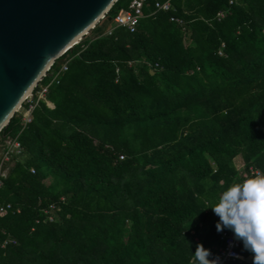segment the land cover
<instances>
[{"label": "trees", "instance_id": "obj_1", "mask_svg": "<svg viewBox=\"0 0 264 264\" xmlns=\"http://www.w3.org/2000/svg\"><path fill=\"white\" fill-rule=\"evenodd\" d=\"M132 1L55 60L30 123L0 131L23 150L1 167L19 214L0 213V264H193L197 243L223 245L207 207L264 172V0H146L134 32L106 35Z\"/></svg>", "mask_w": 264, "mask_h": 264}, {"label": "water", "instance_id": "obj_2", "mask_svg": "<svg viewBox=\"0 0 264 264\" xmlns=\"http://www.w3.org/2000/svg\"><path fill=\"white\" fill-rule=\"evenodd\" d=\"M117 0H0V131Z\"/></svg>", "mask_w": 264, "mask_h": 264}, {"label": "clouds", "instance_id": "obj_3", "mask_svg": "<svg viewBox=\"0 0 264 264\" xmlns=\"http://www.w3.org/2000/svg\"><path fill=\"white\" fill-rule=\"evenodd\" d=\"M207 208L218 217L217 232L231 231L233 238L251 254L252 264H264V172L231 183ZM233 246L229 244L230 248ZM193 254V264H223L219 255L201 243H197ZM227 255L241 258L235 252Z\"/></svg>", "mask_w": 264, "mask_h": 264}, {"label": "built area", "instance_id": "obj_4", "mask_svg": "<svg viewBox=\"0 0 264 264\" xmlns=\"http://www.w3.org/2000/svg\"><path fill=\"white\" fill-rule=\"evenodd\" d=\"M145 1L146 0H133L130 3L128 9L120 10L113 20L114 27L108 29L105 32V34L110 35L115 28H124L131 33L134 32L136 26L138 25L139 20L144 17L142 9L145 4ZM233 1L235 0H230V4H232ZM154 8H155V12H164V13L175 12V9L172 6L170 0H166V1L154 0ZM223 17H224L223 12H219L216 15L217 20H220ZM169 20L171 22L176 23L178 26L182 27L183 29L184 22L181 18L170 16ZM50 69L47 71V74L44 77L49 76L51 79L50 83L52 82L58 83V77L62 72L66 71L67 66L66 64H63L58 71H54L51 73L49 72ZM47 87L48 84L40 85L39 82L38 85L31 92V94L24 100L21 106L17 109L15 114H17V116L20 118L23 126L31 122L32 112L36 107V105L38 104L39 100L45 101V94L47 92ZM47 105L49 106V103H47ZM0 147H1L0 178H5L6 170L4 168L1 169V167L19 158L22 155L23 150L20 143L16 139H11L10 137L4 138V140L0 142ZM254 173L257 174V172ZM0 186H1V181H0ZM52 209L55 208L53 206H50V210ZM9 211L12 214H19V209L13 210V207L9 203H0V213L9 212ZM43 212L46 215L48 221L52 222L53 217L52 215H50L49 211L44 210ZM215 232L219 235V238L223 242V245L219 248H214V252L212 253L214 255H219L223 260V264H231L234 261L240 260L241 258L234 259L228 256L227 253L235 252L240 256L239 250L241 248L242 243L236 241L233 238V233L231 231L223 230L222 232H217L216 230ZM9 243L15 244V241L7 239L2 243V247H5ZM230 243L234 245L231 248L229 247Z\"/></svg>", "mask_w": 264, "mask_h": 264}, {"label": "crops", "instance_id": "obj_5", "mask_svg": "<svg viewBox=\"0 0 264 264\" xmlns=\"http://www.w3.org/2000/svg\"><path fill=\"white\" fill-rule=\"evenodd\" d=\"M49 106L51 107V104H49ZM237 169H238V168H237ZM244 258H245V262L251 263V261H252L251 254H250L248 257H244V256L241 255V259H240V261H243Z\"/></svg>", "mask_w": 264, "mask_h": 264}, {"label": "rangeland", "instance_id": "obj_6", "mask_svg": "<svg viewBox=\"0 0 264 264\" xmlns=\"http://www.w3.org/2000/svg\"><path fill=\"white\" fill-rule=\"evenodd\" d=\"M234 164H235V167H236V168H238V169L241 168L242 163H241V160H240L239 157L235 158V160H234Z\"/></svg>", "mask_w": 264, "mask_h": 264}, {"label": "bare ground", "instance_id": "obj_7", "mask_svg": "<svg viewBox=\"0 0 264 264\" xmlns=\"http://www.w3.org/2000/svg\"><path fill=\"white\" fill-rule=\"evenodd\" d=\"M63 55V54H62Z\"/></svg>", "mask_w": 264, "mask_h": 264}]
</instances>
